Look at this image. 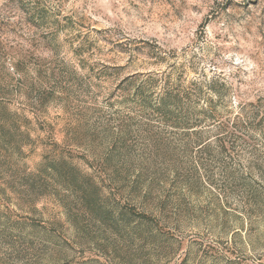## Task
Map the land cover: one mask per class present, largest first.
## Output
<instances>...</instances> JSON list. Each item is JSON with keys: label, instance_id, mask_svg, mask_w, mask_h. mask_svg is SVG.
Wrapping results in <instances>:
<instances>
[{"label": "rangeland", "instance_id": "374dc122", "mask_svg": "<svg viewBox=\"0 0 264 264\" xmlns=\"http://www.w3.org/2000/svg\"><path fill=\"white\" fill-rule=\"evenodd\" d=\"M0 264H264V0H0Z\"/></svg>", "mask_w": 264, "mask_h": 264}]
</instances>
